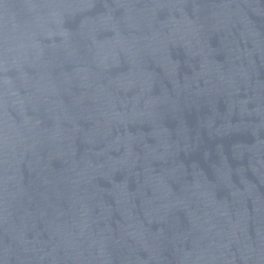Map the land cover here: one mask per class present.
<instances>
[{
    "label": "water",
    "instance_id": "water-1",
    "mask_svg": "<svg viewBox=\"0 0 264 264\" xmlns=\"http://www.w3.org/2000/svg\"><path fill=\"white\" fill-rule=\"evenodd\" d=\"M0 264H264V0H0Z\"/></svg>",
    "mask_w": 264,
    "mask_h": 264
}]
</instances>
